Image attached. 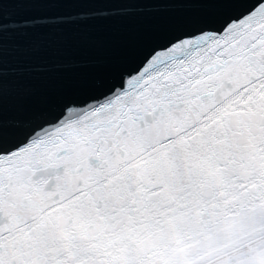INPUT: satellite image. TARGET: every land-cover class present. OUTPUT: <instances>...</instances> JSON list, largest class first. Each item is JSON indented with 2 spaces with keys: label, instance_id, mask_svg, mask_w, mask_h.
Returning a JSON list of instances; mask_svg holds the SVG:
<instances>
[{
  "label": "snow or ice",
  "instance_id": "obj_1",
  "mask_svg": "<svg viewBox=\"0 0 264 264\" xmlns=\"http://www.w3.org/2000/svg\"><path fill=\"white\" fill-rule=\"evenodd\" d=\"M177 7L104 57L5 80L6 37ZM0 264H264V0H0Z\"/></svg>",
  "mask_w": 264,
  "mask_h": 264
},
{
  "label": "water",
  "instance_id": "obj_2",
  "mask_svg": "<svg viewBox=\"0 0 264 264\" xmlns=\"http://www.w3.org/2000/svg\"><path fill=\"white\" fill-rule=\"evenodd\" d=\"M16 7L13 4L4 5L5 23H8L9 10ZM191 14V10L183 7L162 10L139 20L93 28L86 33L83 40L71 33L46 37L45 42L38 48L30 47L26 41L6 37L5 80H14L22 73L33 74L37 82L61 75L67 57L77 59L104 57L110 48L127 46L133 37L144 34L155 25L180 20ZM57 40L61 41L59 46L54 42Z\"/></svg>",
  "mask_w": 264,
  "mask_h": 264
}]
</instances>
